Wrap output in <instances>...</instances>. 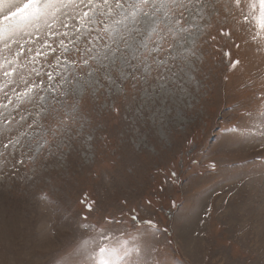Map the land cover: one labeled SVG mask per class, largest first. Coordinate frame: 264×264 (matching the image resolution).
<instances>
[{"label": "rangeland", "instance_id": "obj_1", "mask_svg": "<svg viewBox=\"0 0 264 264\" xmlns=\"http://www.w3.org/2000/svg\"><path fill=\"white\" fill-rule=\"evenodd\" d=\"M212 23L216 41L203 46L199 84L187 85L190 95L170 102L162 120L134 124L131 115L106 111L102 130L78 140L71 154L44 153L19 176L0 172V264H78V243L100 240L78 227L85 197L99 203L90 222L105 229L104 243L139 245L149 264H264V152L257 143L264 58L250 43L246 73L233 76L224 57L230 41ZM230 25L231 18L225 30ZM256 30L246 23L234 39ZM122 208H136L160 230L127 216L104 224Z\"/></svg>", "mask_w": 264, "mask_h": 264}, {"label": "snow or ice", "instance_id": "obj_2", "mask_svg": "<svg viewBox=\"0 0 264 264\" xmlns=\"http://www.w3.org/2000/svg\"><path fill=\"white\" fill-rule=\"evenodd\" d=\"M4 2L0 172L10 168L8 175L19 176L21 166L44 153L64 158L81 138L92 141L106 111L124 113L125 119L131 115L134 124L162 120L170 102L190 95L187 85L199 84L203 46L216 41L209 31L213 18L219 34L230 41L224 52L229 73H246L252 42L254 54L264 58V0H8L6 8ZM229 18L232 25L225 30ZM253 21L257 30L250 39H234ZM260 85L264 114V76ZM257 143L264 152V133ZM80 203L78 227L98 232L100 240L78 243L73 250L82 258L78 264H149L139 245L104 243L109 239L105 229L90 222L98 201L85 197ZM126 216L160 230L154 221L141 220L136 208L109 213L104 224H123ZM154 250L149 244L148 251Z\"/></svg>", "mask_w": 264, "mask_h": 264}]
</instances>
